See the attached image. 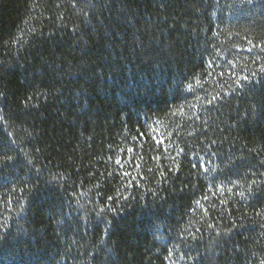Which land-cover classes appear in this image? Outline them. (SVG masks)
<instances>
[{
  "label": "trees",
  "instance_id": "obj_1",
  "mask_svg": "<svg viewBox=\"0 0 264 264\" xmlns=\"http://www.w3.org/2000/svg\"><path fill=\"white\" fill-rule=\"evenodd\" d=\"M262 45L264 0H0V264H264Z\"/></svg>",
  "mask_w": 264,
  "mask_h": 264
},
{
  "label": "snow or ice",
  "instance_id": "obj_2",
  "mask_svg": "<svg viewBox=\"0 0 264 264\" xmlns=\"http://www.w3.org/2000/svg\"><path fill=\"white\" fill-rule=\"evenodd\" d=\"M249 43L251 44V41H249ZM253 47H255V45ZM260 47H261V51H264V45H262ZM251 50H252L251 48L248 49V51H251ZM261 71L264 72V66L261 67ZM221 75H223V74H221ZM252 75L255 76V73H253ZM243 79L245 81H248L249 77L244 76ZM197 83L199 84V80H197ZM236 84L241 86V87H243V85L240 84V80L239 79L236 80ZM188 88H189V90H192V85H189ZM209 103H211V101H209ZM178 111L182 112V108L179 109ZM0 119H2V117H0ZM181 151H183V150L181 149ZM11 159H12V157H8V160H11ZM120 162H121L120 159L116 160L117 164H120ZM0 166H2V165H0ZM126 175H127V173H126ZM109 199H111V197H109ZM197 204H199V201H197Z\"/></svg>",
  "mask_w": 264,
  "mask_h": 264
}]
</instances>
